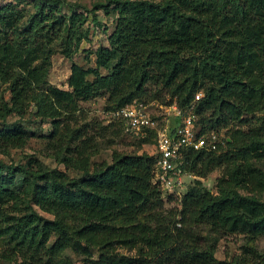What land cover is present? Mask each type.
Here are the masks:
<instances>
[{"label": "trees", "instance_id": "1", "mask_svg": "<svg viewBox=\"0 0 264 264\" xmlns=\"http://www.w3.org/2000/svg\"><path fill=\"white\" fill-rule=\"evenodd\" d=\"M32 2L34 10L27 14L20 0L0 3V77L10 92L9 100L0 98V151L27 142L24 121L8 118L35 103L39 114L52 118L57 156L64 150L74 154L67 164L81 175L72 177L35 157L16 165L0 159V264H10L23 250L26 256L17 264H75L64 256L68 248L85 255L95 248L97 264H225L215 259V242L197 231V224L264 236V164L255 162L264 158V0L100 3L117 15L109 45L97 48L95 67L72 64L69 89L48 80L52 43L62 39L63 54L72 57L87 37L81 26L88 17L62 13L61 0ZM154 82L172 99L162 101L194 106L202 131H219L233 121L250 126L219 141L216 150L188 152L185 170L197 177L179 209L165 208L164 191L153 180L152 154L114 151L111 161L91 168L95 140L87 129L59 119L102 91L108 94L107 110L117 109ZM258 113L263 114L257 127L246 118L255 122ZM78 139L80 145L72 147L70 141ZM220 166L219 191L213 193L200 177ZM8 199L14 202L6 206ZM24 200L54 217L33 207L18 212ZM120 246L136 252L121 253Z\"/></svg>", "mask_w": 264, "mask_h": 264}, {"label": "rangeland", "instance_id": "2", "mask_svg": "<svg viewBox=\"0 0 264 264\" xmlns=\"http://www.w3.org/2000/svg\"><path fill=\"white\" fill-rule=\"evenodd\" d=\"M9 1L14 2L16 0H0V3H8ZM32 1L20 0L19 7L27 14L28 11L34 10ZM107 2L108 0H61L59 8L62 13L71 14L74 10L82 12L88 17L86 22L81 26L83 31H86L87 37L82 39L79 48L74 52L72 57L63 54L62 50L65 48V43L62 42V39H56L52 43L53 54L50 58L49 82L60 88L69 89L68 77L73 63H79L84 67L96 66L95 52L99 46L109 45V35L113 31L117 19L114 11L107 12V9L100 4ZM94 14L97 15V20L94 19ZM100 70L102 74H108L107 69L101 68ZM89 78H93V76H89ZM155 94H158L159 98L155 97ZM2 97L9 100L10 92L8 83L4 82L0 77V98ZM107 97V92L102 91L88 100H81L78 111L67 116L64 115V120L63 115L59 117L61 123L70 121V124L72 122V126L87 129V133L95 140L94 149L96 152L91 155V168L97 162L104 160L111 161L114 151L139 154L153 153L155 150L154 139L145 140L142 143L140 140L131 138L130 135L121 131L117 117L107 112ZM161 99H165L166 101L172 100L168 90L154 82L149 84L147 92L139 96L137 101L146 103L153 115L163 116L166 112V106L175 103L176 100L173 99L171 103H166ZM262 114L258 113L255 116V122L254 117H247L246 120L252 122L251 125L258 127L259 122H257L256 118ZM17 118H21L24 121L30 137L20 147L9 148L8 151H0V159L16 165L26 163L30 157H35L49 168L61 169L75 178L81 175L79 169H75L70 164H67L71 162L74 154L67 153L64 150L62 154L57 156V147L54 143H56L58 136L51 137L54 127L51 117H44L39 114L35 103H32L26 106L22 115L14 111L9 116L8 121ZM249 128L248 124L245 125V123L233 121L230 125L220 128L216 132L220 139L219 141L223 140L226 142L227 138L233 139L232 136L238 133L237 130L247 132ZM76 144L80 145L79 139L70 141L72 147ZM255 162L260 165L264 164V158H255ZM222 173L223 167L220 166L211 171L206 177L200 178L207 189L213 193H217L219 191L217 181ZM196 177L194 174H184L183 184L171 192V197H169L170 193L163 189L165 208L176 207L179 209L182 194L195 183ZM260 195L264 199V192ZM13 202L14 200L8 199L6 206L12 205ZM20 207L18 210L20 213L33 207L38 213L46 217H54V214L45 211L34 202L25 203L24 200L20 204ZM68 223L71 224V229L77 225V222L68 221ZM195 229L205 235L211 243L215 242L214 257L217 261H224L225 264H264V236L252 238L238 232H217L207 223H199ZM0 249H2L1 246ZM118 251L128 255H134L136 252L123 246L118 247ZM25 253V250H23L16 256H12L10 264H17ZM64 256L71 259L75 264H97L95 261H98L100 257L99 252L95 248H92L90 255L77 253L68 248L64 252Z\"/></svg>", "mask_w": 264, "mask_h": 264}, {"label": "built area", "instance_id": "3", "mask_svg": "<svg viewBox=\"0 0 264 264\" xmlns=\"http://www.w3.org/2000/svg\"><path fill=\"white\" fill-rule=\"evenodd\" d=\"M202 95L199 92L195 99ZM165 115H153L144 102L137 100L110 111L122 119L124 133L131 138L154 139L153 180L165 191L173 192L183 184L185 159L190 150H216V131H202L194 106L181 107L177 102L166 106Z\"/></svg>", "mask_w": 264, "mask_h": 264}, {"label": "clouds", "instance_id": "4", "mask_svg": "<svg viewBox=\"0 0 264 264\" xmlns=\"http://www.w3.org/2000/svg\"><path fill=\"white\" fill-rule=\"evenodd\" d=\"M110 111H112V110H109V111H107V112L110 113ZM137 140H139V139H137ZM150 154H152V153H150Z\"/></svg>", "mask_w": 264, "mask_h": 264}]
</instances>
